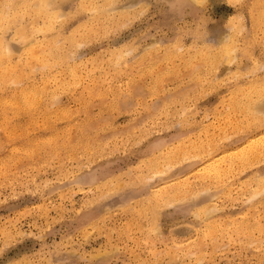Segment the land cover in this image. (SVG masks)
Listing matches in <instances>:
<instances>
[{
  "label": "rangeland",
  "instance_id": "1",
  "mask_svg": "<svg viewBox=\"0 0 264 264\" xmlns=\"http://www.w3.org/2000/svg\"><path fill=\"white\" fill-rule=\"evenodd\" d=\"M134 1L124 0L126 5L121 0L115 12L111 11L117 14L119 6L125 5L120 9H128L127 16L120 20L110 18L102 23L85 14L83 44L67 46L56 67L59 77L55 81L47 78V88L41 86L43 95L35 92L34 97L46 101V108L34 111L0 105V264H264V193L250 199L257 186L251 177L264 165V149L260 146L256 154L245 158L233 151L251 137L263 139L264 126H256L241 110L228 105L231 85L253 78L264 83V29L252 23L254 0H210L202 7L188 0ZM222 33L227 42L219 40L224 38ZM156 40L157 45L152 43ZM227 43L238 51L232 63H226L229 56L223 47ZM200 53H204L205 64ZM212 53L220 62L210 65ZM115 63L116 69L112 68ZM193 64H197L196 71ZM238 64L249 74H231ZM70 67L76 74L68 75ZM61 76L75 85L71 84L72 91L54 90L53 82H64ZM37 83L31 80L30 86L37 87ZM4 88L0 97L7 100L13 90ZM54 98L58 104L51 105ZM88 123L85 133L90 139L85 138L95 147L90 152L79 151L74 156V152L56 148L53 139L46 140L53 142L46 146L55 147L47 148L41 145L45 140L38 138L54 135L60 142L68 133L74 134L77 126ZM179 138H185L188 147L173 158L174 184L185 181L203 193L208 185L209 191L198 192V199L162 207L156 218L159 233H153L152 217L144 210L153 202L147 199L154 185L147 166L161 164V153H157ZM95 139L99 143L93 144ZM214 158L220 165L219 174L211 172L209 181L202 176L205 180L200 182L196 175L203 162ZM134 168L143 174L137 176ZM135 196L146 199L133 204ZM206 199L219 211L211 220L205 219L208 223L202 216L195 218L191 208ZM211 227L212 236H203ZM201 236L205 245L195 251L191 247ZM185 248H190V254L195 251L194 255L182 253Z\"/></svg>",
  "mask_w": 264,
  "mask_h": 264
},
{
  "label": "bare ground",
  "instance_id": "2",
  "mask_svg": "<svg viewBox=\"0 0 264 264\" xmlns=\"http://www.w3.org/2000/svg\"><path fill=\"white\" fill-rule=\"evenodd\" d=\"M121 0H0V90L3 89L4 87L8 90H13L12 92H9L10 96H8L9 98L7 100H4L0 97V105L2 104H6L9 107H11L12 109H24V110H34V111H39V109H44L46 108V101L42 100L41 96L38 97H34L36 94H41L40 92L43 91V88H47V86L45 85L47 83V78L48 77H53L54 81L56 80V78H58L59 76V70H56V67L59 66L60 62L63 61L64 59V49L67 48V46H71V45H75L78 44L79 46L82 45L83 43H81L82 39L84 38L83 35V28H85L87 26V21H86V17L85 14H87V18H91L93 20H97L99 22H106L109 21L110 18L113 19H117L120 20V18L122 17V15H126L127 16V10H121V6H125V5H120L119 10L117 14H112L113 12H111L112 10L114 11V8L116 7V5L120 2ZM134 1V0H133ZM142 2L146 3V0ZM191 1L193 3H195L196 5L202 7L201 5H204L206 2L208 3V1L210 0H188ZM124 2V0H123ZM127 2V1H126ZM132 2V1H131ZM139 2V1H137ZM141 2V3H142ZM148 2V1H147ZM128 3V2H127ZM135 1L132 3L134 4ZM140 3V2H139ZM179 3V2H178ZM123 4H126L125 2ZM131 3L128 4L129 6L132 5ZM143 4V3H142ZM148 4V3H147ZM119 5V4H118ZM117 5V6H118ZM127 5V4H126ZM146 5V4H144ZM253 7H252V23L254 24V26L256 28H263L264 29V0H254V2L252 3ZM128 6V7H129ZM139 5H137L138 7ZM147 8V5L145 6ZM187 7V6H186ZM124 9L126 7H123ZM133 8V7H132ZM143 10V9H142ZM141 10V11H142ZM197 10V9H196ZM201 10V9H200ZM125 11V12H123ZM140 11V12H141ZM115 12V11H114ZM136 11H134L135 13ZM138 12V13H140ZM188 12V11H187ZM229 17V16H228ZM244 17V16H242ZM241 19V17H239ZM180 19V18H179ZM244 19V18H243ZM233 25V24H232ZM231 25V26H232ZM233 27V26H232ZM232 27H228V28H232ZM206 29V28H205ZM229 29V30H230ZM242 28H240L241 30ZM107 30V29H106ZM110 30V29H109ZM219 30V29H218ZM111 31V30H110ZM207 31V30H206ZM238 32V31H237ZM245 32V31H244ZM102 33V32H101ZM104 33V32H103ZM216 33V32H215ZM239 33V32H238ZM203 34V32H202ZM214 34V33H213ZM225 34V33H224ZM222 33V35L224 36V38L220 37L222 35H220L219 37L222 39H219L220 41H222L224 39V41L226 40L227 42V36L225 37ZM227 34V32H226ZM90 35V34H89ZM104 35V34H103ZM217 35V34H216ZM215 36V35H214ZM152 37V36H151ZM232 37V36H231ZM183 39V38H182ZM203 39V37L201 38ZM209 39V40H207ZM205 40L204 38V42L208 41L210 44V40L211 38H207ZM232 39V38H231ZM158 40V39H157ZM153 41L152 43H156V45L158 44V42ZM214 40H217V38H215ZM214 40H212L214 42ZM219 40H217L219 42ZM263 40V39H262ZM14 41H17L18 43H15ZM232 41V40H231ZM230 41V43H231ZM94 42V41H93ZM203 42V41H202ZM160 43V42H159ZM212 43V42H211ZM220 43V42H219ZM234 43V41H233ZM205 44V43H204ZM214 44V43H212ZM221 44V43H220ZM224 44V43H223ZM228 44V43H227ZM189 46V45H188ZM234 46V45H233ZM232 44H228L225 45L224 49V53L227 52L229 58L227 59V62H231V61H235L236 56L238 54V51L235 48H233ZM76 47V48H77ZM150 47V45H149ZM214 47V46H213ZM211 47V48H213ZM165 48V47H164ZM180 48H182L180 46ZM203 48V47H202ZM201 48V49H202ZM142 49V48H141ZM145 49V48H144ZM179 49V47L177 48ZM200 49V50H201ZM221 49V48H220ZM153 50V49H152ZM215 50H219L218 48ZM214 50V51H215ZM131 49L129 50L130 53ZM139 51V50H138ZM154 51V50H153ZM157 51V50H156ZM207 51V49H206ZM220 51V50H219ZM125 51L124 54H126ZM141 52V51H140ZM201 52V51H200ZM74 53V52H73ZM139 53V52H138ZM137 53V54H138ZM205 53V52H204ZM204 53H200L199 55V59H201V61L205 64L206 63V58L204 56ZM223 53V52H222ZM232 53V56H231ZM136 54V55H137ZM80 55V54H79ZM77 55V57L79 56ZM83 55V53H82ZM198 55V54H197ZM206 55V54H205ZM226 54H224L225 56ZM70 56V55H69ZM92 56V55H91ZM121 56V55H120ZM119 56V57H120ZM192 56V55H191ZM213 58H211L210 60V65H212L213 63H215L218 61L216 59V53H212ZM227 56V55H226ZM66 57V56H65ZM118 57V56H117ZM117 64L120 65L121 63V59L117 58ZM128 57V56H127ZM139 57V56H138ZM207 57V56H206ZM70 58V57H69ZM133 58V55L132 57ZM195 58V57H194ZM221 58V56L219 57ZM225 58V57H224ZM71 59V58H70ZM85 59V58H84ZM223 59V58H222ZM221 59V60H222ZM91 60V59H90ZM126 60V59H125ZM200 61V60H198ZM220 62V61H218ZM254 62V61H252ZM86 63V62H85ZM123 63V62H122ZM192 63V62H191ZM201 63V62H200ZM232 63V62H231ZM229 63V64H231ZM116 64V63H115ZM113 65L112 68L116 69L118 68V65ZM198 64V63H197ZM197 64H193L194 69L195 67L197 68ZM253 64V63H252ZM92 65V64H91ZM78 66V65H77ZM82 66V65H81ZM93 66V65H92ZM186 66V65H185ZM200 66V64H199ZM198 66V67H199ZM207 66V65H205ZM204 66V67H205ZM28 67V68H25ZM156 67V66H155ZM190 67V66H189ZM208 67V66H207ZM211 67V66H210ZM214 67V66H213ZM233 67V66H232ZM262 67V65L260 66ZM158 68V67H156ZM252 68V67H251ZM188 69V67H187ZM186 69V70H187ZM190 69V68H189ZM188 69V70H189ZM191 69V70H192ZM208 71L209 68H207ZM212 69V67H211ZM246 67L238 64L236 69H233L232 72H230L233 75H243L246 76V74H249V72H245L246 71ZM253 71H256V69L254 70V68H252ZM56 70V71H55ZM77 70V69H75ZM88 70H91V68H89ZM187 70V71H188ZM198 70V69H197ZM203 70V68H202ZM213 70V69H212ZM235 70V72H233ZM61 71V70H60ZM186 71V72H187ZM196 71V70H195ZM64 72V71H63ZM152 72V71H151ZM68 75H74L76 74V72L70 67L67 70ZM251 73V71H250ZM253 73V72H252ZM193 74V73H192ZM168 75V74H167ZM227 75V74H226ZM58 76V77H57ZM225 76V75H224ZM39 78V80H36L35 78ZM230 77V76H229ZM232 77V75H231ZM257 77V75H256ZM52 78V79H53ZM61 78H64L61 76ZM60 78V80H61ZM199 78V77H198ZM51 78H49L50 80ZM51 79V81H52ZM234 79V77H233ZM31 80L33 81V84H35L36 82H38L40 84V88L38 87L39 85L36 84L37 87L30 86L31 84ZM65 80L69 81L67 78L63 79L64 82L61 81H56L53 82L55 84L53 88H55L54 90L57 91V93H61V92H65V91H72L73 89L70 87L71 86V82H66ZM198 80V79H197ZM200 80V79H199ZM217 80V79H216ZM241 80V79H240ZM36 81V82H35ZM35 82V83H34ZM75 82V81H74ZM197 82V81H196ZM195 82V83H196ZM205 82V81H204ZM50 83V82H48ZM183 83V82H182ZM44 84V86H43ZM50 85V84H49ZM43 88H42V87ZM72 86H75L72 84ZM51 87V88H52ZM4 88V89H5ZM48 88L46 91H49ZM71 88V89H70ZM74 88V87H73ZM44 89V90H45ZM53 90V93H55ZM153 90V89H152ZM3 91V90H1ZM6 92V90H4ZM52 91V90H51ZM230 91L231 94L229 95V104L230 107H233L235 110H241L243 115H245V118H249V121L251 120L256 126H261V116H260V108L262 106V104H264V83H258V81H255V79H248L245 82H237L233 85H231L230 87ZM4 92V93H5ZM35 92H39L36 93ZM160 92V91H159ZM16 93H19L20 96H18L17 98L14 96ZM33 93V94H32ZM44 94V92H42ZM46 93V92H45ZM48 93V92H47ZM46 93V95H47ZM50 93V92H49ZM41 94V95H43ZM18 95V94H17ZM33 96V97H31ZM49 96V94L47 95ZM53 97L56 98L55 95H52ZM43 97V96H42ZM46 97V96H45ZM50 97V96H49ZM7 97H5L6 99ZM35 98V99H34ZM38 100H37V99ZM47 98V97H46ZM54 98V99H55ZM252 98V99H250ZM44 99V98H43ZM49 99H53V98H48L47 100L49 101ZM56 100V101H55ZM55 100H50L53 101L51 102V105L53 104H58V98ZM225 103V102H224ZM227 104V102H226ZM251 104V105H250ZM49 105V107L51 106ZM5 106H3L4 108ZM5 109V108H4ZM3 109V111H5ZM240 111V112H241ZM33 112V111H32ZM17 113V112H16ZM6 114H4L5 116ZM242 115V116H243ZM3 116V117H4ZM13 116V115H12ZM11 117V116H10ZM243 118V117H242ZM6 119H8L6 117ZM2 120V119H1ZM5 120V119H4ZM32 120V119H31ZM41 121V120H40ZM44 121V120H43ZM248 121V120H247ZM250 121V122H251ZM33 122V121H32ZM31 122V123H32ZM2 123V122H1ZM0 123V124H1ZM12 123V122H11ZM40 123V122H37ZM4 124V122H3ZM29 124V123H28ZM41 124V123H40ZM246 124V123H245ZM32 125V124H31ZM89 125L85 124L82 126H77L75 129V133L74 134H70L68 133L67 136L65 137V139H63L62 141L59 142V140L57 141V137H55L56 140H54L53 136L54 135H49V137L43 138V136L41 135V137H38L39 139L45 140L44 143H42L41 145H44V147H47V144H50L51 142L46 141V140H51L53 139V142L56 141V148L59 147L63 150V153H67V152H74V156L75 153L79 152V151H84V150H94L95 147H92L93 145L91 144V140L89 141V136H86V127ZM2 126V125H1ZM4 126V125H3ZM2 126V127H3ZM71 127V126H70ZM89 127V126H88ZM5 129V126L3 127ZM127 129V128H126ZM222 130V129H221ZM16 131V130H15ZM8 132V131H7ZM74 132V131H73ZM72 132V133H73ZM111 133V132H110ZM109 133V134H110ZM113 133V132H112ZM264 132H262L263 134ZM9 134V133H8ZM56 135L58 133H55ZM259 134V133H258ZM44 135V134H43ZM108 135V134H107ZM106 135V136H107ZM190 135V134H189ZM187 135V136H189ZM223 135V134H222ZM46 136V134H45ZM48 136V135H47ZM105 136V135H104ZM105 136V137H106ZM261 136V135H260ZM58 137L60 138V136L58 135ZM88 137L89 139L85 138ZM101 138V136H98ZM259 137V136H258ZM262 137V136H261ZM93 138V137H92ZM97 138V137H94ZM93 138V139H94ZM186 138V137H185ZM185 138H183V140L181 138L170 142L166 147L167 149L165 151H161L158 152L157 154H160V158L163 159V162L161 164H156L155 163H150L147 166V171H151L153 173V175L151 176H147V177H151L152 179L151 182H154V185L151 188V193L148 196V200L152 199L151 204L153 203V208L150 210L149 208L151 207V204L147 203V207L144 210H148L149 214L152 217V223H154L155 227L153 228L152 226V231L154 233V231H158L159 233V226L157 225L156 222V218L157 215H159V211L162 207L169 205V206H174L178 203H181L182 201H186L188 199H190L191 197H194L195 199H198L199 196L202 194H207L206 192L209 191L207 189L208 185L205 186L207 187V191L204 190L205 193H203V189L201 191H194L192 189L193 186H189L188 184L184 182H180L178 181V183L174 184V181L172 179L173 174H171V165L174 164L173 158H176V155L178 153H183V151L185 149H187L188 146H186L185 144ZM227 138V137H226ZM263 139H259V138H255V137H251V138H247L248 141L247 143H245L246 145H238L235 146L233 151H237V157L239 156H244V158L246 156H252V154H256L255 152H258L259 149L258 147L261 146V149H264L262 147H264V137H262ZM102 139L105 140L103 138L102 135ZM102 139H99L101 141H103ZM185 139V140H184ZM209 139V138H208ZM223 139V138H222ZM61 140V139H60ZM97 138V141H99ZM181 140L183 142H181ZM193 140V139H192ZM221 140V139H218ZM96 141V139H95ZM96 143L92 140L93 144H97L99 142ZM109 141V140H108ZM191 141V140H190ZM210 141V140H209ZM208 141V142H209ZM53 142L51 144H53ZM187 142V141H186ZM201 142V141H200ZM246 142V141H245ZM197 143V142H196ZM212 143V140H211ZM195 144V143H194ZM198 144V143H197ZM196 144V145H197ZM213 144V143H212ZM38 146L40 149L42 148L43 150H45V148L43 146ZM47 145V146H46ZM186 148H185V146ZM193 145V144H192ZM51 146V145H50ZM47 147V148H50ZM100 146V145H99ZM101 146H102V142H101ZM53 147H55L53 145ZM51 146V148H53ZM190 147V145H189ZM200 147V146H199ZM202 147V146H201ZM206 147V146H205ZM23 148V147H22ZM25 148V147H24ZM46 148V149H47ZM55 148V152L58 150ZM165 148V147H164ZM191 148V147H190ZM212 148V147H211ZM97 149V148H96ZM146 149V148H145ZM201 149V148H200ZM203 149H207L203 148ZM237 149V150H235ZM53 150V149H52ZM111 150V149H110ZM196 150V149H195ZM31 151V150H30ZM47 151V150H46ZM50 151V149L48 150ZM85 151V152H86ZM87 151V152H88ZM106 151V150H105ZM159 151V150H158ZM193 151V150H192ZM204 151V150H203ZM211 151V150H210ZM51 152V151H50ZM84 152V153H85ZM90 152V151H89ZM194 152V151H193ZM224 152V151H223ZM222 152V153H223ZM31 153V152H30ZM76 153V154H77ZM104 153V152H103ZM113 153V152H112ZM204 153V152H203ZM235 153V154H236ZM106 154V153H105ZM189 154V152H188ZM192 154V153H191ZM210 154V152H209ZM225 154V152H224ZM223 154V155H224ZM229 154V153H228ZM152 155V154H151ZM156 155V154H155ZM227 155V154H226ZM258 155V154H257ZM255 155V156H257ZM186 156V155H185ZM188 156V155H187ZM207 156V155H206ZM225 156V155H224ZM254 156V157H255ZM78 157V156H77ZM89 157V156H88ZM148 157V156H146ZM152 157H154V155H152ZM191 157V156H190ZM196 157V155H195ZM218 157V156H217ZM236 157V158H237ZM258 157V156H257ZM52 158V157H51ZM50 158V159H51ZM182 158V157H180ZM193 158V157H192ZM197 158V157H196ZM216 158V157H215ZM214 158V159H215ZM227 158V157H226ZM230 158V157H229ZM228 158V159H229ZM241 158V157H240ZM88 162L91 161V159L87 158ZM147 159V158H146ZM149 159V158H148ZM187 159V158H186ZM190 159V158H188ZM187 159V160H188ZM242 159V158H241ZM25 160V159H24ZM90 160V161H89ZM142 160V159H140ZM158 160V159H157ZM160 160V159H159ZM183 160V159H182ZM245 162V159H243ZM180 161V160H179ZM230 161V160H229ZM241 161V160H240ZM247 161V160H246ZM143 162V161H142ZM178 162V159L177 161ZM221 162V161H220ZM231 162V161H230ZM225 163V161H224ZM223 163V164H224ZM243 163V162H242ZM19 164V163H18ZM140 164V163H139ZM228 164V163H226ZM233 164V163H232ZM252 164V162L250 163ZM138 165V164H137ZM176 165V163L174 164V166ZM236 165V164H235ZM234 165V166H235ZM249 165V164H248ZM256 165V164H254ZM15 166V165H14ZM135 166V165H134ZM139 166V165H138ZM201 166V165H200ZM226 166V165H225ZM145 167V166H142ZM141 167V168H142ZM202 169L200 170V173L196 175L197 179L200 180V182H202L205 178L208 179L209 174L211 172H213L214 174H219L218 172H220V165L217 162V160H206L203 162V166H201ZM229 167V166H228ZM227 167V168H228ZM242 167V166H241ZM199 168V166H198ZM226 168V169H227ZM239 170V167H237ZM236 168V169H237ZM132 169V168H131ZM134 173H137V176H141L140 172H137V168H134ZM196 169V168H195ZM194 169V170H195ZM225 169V168H224ZM225 169V170H226ZM244 170V167L242 168ZM199 171V170H197ZM216 173H215V172ZM193 172V171H192ZM227 172V170H226ZM240 172V170H239ZM243 172V171H242ZM258 173L250 174L249 176L251 177V182H255L256 183V187H255V191L253 193H250V199H255L258 197V194H262L264 193V165L260 166L257 169ZM191 173V172H189ZM235 173V172H234ZM155 174V175H154ZM186 174V173H185ZM212 174V175H214ZM223 174V173H222ZM135 175V174H134ZM147 175V174H146ZM149 175V174H148ZM187 175V174H186ZM227 175V174H226ZM229 175V174H228ZM237 175V174H236ZM143 176V175H142ZM189 176V175H188ZM205 177V178H202ZM207 176V177H206ZM223 176V175H222ZM221 176V177H222ZM138 177V178H139ZM145 177V176H144ZM195 177V179H196ZM220 177V176H219ZM224 177V176H223ZM109 178V177H108ZM107 178V179H108ZM112 178V177H111ZM148 178V179H149ZM187 178V177H185ZM184 178V179H185ZM105 179V180H107ZM110 179V178H109ZM113 179V178H112ZM136 179V178H135ZM181 179L183 180V178L181 177ZM196 179V180H197ZM210 179V178H209ZM208 179V181H209ZM218 179V178H217ZM230 179V178H229ZM250 179V178H249ZM138 180V179H136ZM147 180V178H146ZM190 180V179H189ZM195 180V181H196ZM213 180V179H212ZM215 180V179H214ZM134 182V180H132ZM149 181V180H147ZM146 181V183H147ZM100 182V181H99ZM106 182V181H105ZM104 182V183H105ZM150 182V181H149ZM190 182V181H189ZM205 183L207 181H204ZM112 183V182H111ZM203 183V182H202ZM204 183V184H205ZM249 183V182H248ZM121 183L117 184V186L119 187ZM148 184V183H147ZM200 184V183H198ZM246 184V183H245ZM115 185V184H114ZM185 185V186H184ZM230 185V184H229ZM116 186V188H117ZM184 186V187H183ZM194 186H195V182H194ZM200 186V185H199ZM202 186V185H201ZM247 186V185H246ZM102 187V186H101ZM123 188V187H122ZM203 188V187H202ZM113 189V188H111ZM111 189L109 191H111ZM246 189V188H245ZM197 190V189H196ZM108 192V191H107ZM200 192V193H198ZM252 192V191H251ZM106 193V192H105ZM103 194V193H102ZM104 195V194H103ZM101 195V196H103ZM100 198V197H99ZM137 200H134L136 199ZM133 200H131L134 203H139L138 200L143 199L142 197H134L132 198ZM144 199H146L144 197ZM143 199V201H145ZM194 199V200H195ZM249 200V199H248ZM246 199V201H248ZM142 201V200H141ZM140 201V202H141ZM147 201V200H146ZM150 201V200H149ZM244 201V202H246ZM148 202V201H147ZM214 202V201H213ZM142 203V202H141ZM145 203V202H144ZM216 203V202H215ZM127 205V204H126ZM145 205V204H144ZM143 205V206H144ZM213 205V204H212ZM212 205H210V203L208 202V200L206 199L205 201H199L193 204V206H191V208L193 209V214L195 216V218H200L202 216V220H204V223L207 222L206 220H208V218H212L213 215L216 212H219L216 208H214ZM132 206V205H131ZM139 206V205H138ZM142 206V204L140 205ZM139 206V209L141 208ZM129 207V206H127ZM108 208V207H107ZM124 208V207H123ZM106 209V208H105ZM104 209V211H106ZM127 209V208H125ZM143 209L142 212L144 211ZM191 209V210H192ZM221 209V208H220ZM138 210V209H137ZM140 210V211H141ZM103 211V212H104ZM135 211V210H134ZM141 212V213H142ZM134 213H137V211H135ZM146 212L145 211V216H146ZM244 213V212H243ZM141 214V215H142ZM203 214H204V218H203ZM246 214V213H245ZM240 215V214H238ZM236 216V215H235ZM104 217V216H103ZM241 217V216H240ZM207 218V219H206ZM206 219V220H205ZM211 220V219H209ZM208 220V221H209ZM213 220V219H212ZM201 221V220H200ZM156 222V223H155ZM203 222V221H202ZM201 222V223H202ZM247 222V221H246ZM198 223V222H197ZM208 223V222H207ZM206 223V224H207ZM212 223V222H211ZM232 223V222H231ZM141 224V223H140ZM202 225V224H201ZM213 225V224H212ZM229 226V225H228ZM92 227V226H91ZM256 227V226H255ZM259 227V226H257ZM144 228V227H143ZM197 228V227H196ZM203 228V227H202ZM212 228V227H211ZM209 228L207 229L208 232L205 234H203V236L205 237H210L214 231V228ZM229 228V227H228ZM248 228V227H246ZM154 229V230H153ZM157 229V230H155ZM212 231H211V230ZM244 229V228H241ZM143 230V229H142ZM151 230V228H150ZM246 229H244L245 231ZM252 230V229H251ZM122 231V230H121ZM196 231V230H195ZM239 231V230H238ZM248 231V230H247ZM246 231V232H247ZM148 232V231H147ZM152 233V232H151ZM256 233V232H255ZM157 234V233H156ZM246 234V233H245ZM148 235V233H147ZM158 235V234H157ZM160 235V234H159ZM226 235V234H225ZM224 235V236H225ZM149 237V236H148ZM204 237V238H205ZM230 237V236H229ZM168 238V237H167ZM212 238V237H211ZM147 239V238H146ZM206 239V238H205ZM210 239V238H209ZM229 239V238H228ZM143 240V239H142ZM145 240V239H144ZM150 240V239H149ZM177 240V239H176ZM174 241L173 238V245L175 244L177 246V242L178 241ZM186 240V239H185ZM190 240V239H187ZM203 237L201 236L196 242L195 244H193V247H196L195 251H197V249H199L203 244ZM227 240V239H226ZM232 240V239H231ZM212 241V240H211ZM230 241V240H229ZM146 242V241H145ZM153 242V240L151 241ZM187 242V241H186ZM179 243V242H178ZM182 243V242H181ZM208 243V242H207ZM220 243V242H219ZM218 243V244H219ZM253 243V242H252ZM251 244V243H250ZM249 244V245H250ZM255 243H253L254 245ZM153 245V244H152ZM211 246V245H210ZM152 247V246H151ZM213 247V246H212ZM217 247H215L216 249ZM167 249V248H166ZM186 250L183 249L182 253H185L187 255H189L190 253H188L187 250H189L190 248H185ZM255 249V248H254ZM193 250V249H192ZM200 250V249H199ZM204 250V249H203ZM167 251V250H166ZM191 252L190 255H194V252ZM205 251V250H204ZM209 251V250H208ZM193 253V254H192ZM206 253V252H205ZM172 254V253H171ZM201 254V253H200ZM204 254V253H203ZM202 255V254H201ZM200 256V255H199ZM98 257V256H97ZM196 258V257H195ZM170 264V263H169Z\"/></svg>",
  "mask_w": 264,
  "mask_h": 264
},
{
  "label": "snow or ice",
  "instance_id": "3",
  "mask_svg": "<svg viewBox=\"0 0 264 264\" xmlns=\"http://www.w3.org/2000/svg\"><path fill=\"white\" fill-rule=\"evenodd\" d=\"M261 124L264 126V104L260 108Z\"/></svg>",
  "mask_w": 264,
  "mask_h": 264
}]
</instances>
